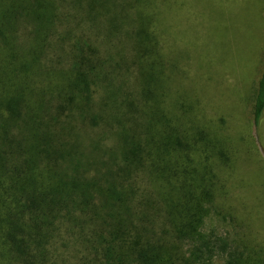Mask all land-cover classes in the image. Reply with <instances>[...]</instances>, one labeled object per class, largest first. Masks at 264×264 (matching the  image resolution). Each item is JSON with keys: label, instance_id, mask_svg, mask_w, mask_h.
Segmentation results:
<instances>
[{"label": "trees", "instance_id": "trees-1", "mask_svg": "<svg viewBox=\"0 0 264 264\" xmlns=\"http://www.w3.org/2000/svg\"><path fill=\"white\" fill-rule=\"evenodd\" d=\"M167 6L0 0L1 264H264V69L215 106Z\"/></svg>", "mask_w": 264, "mask_h": 264}, {"label": "rangeland", "instance_id": "rangeland-1", "mask_svg": "<svg viewBox=\"0 0 264 264\" xmlns=\"http://www.w3.org/2000/svg\"><path fill=\"white\" fill-rule=\"evenodd\" d=\"M161 29L170 56L174 50L190 54L179 60L186 71L182 79L211 88L215 106L238 101L252 111L264 69V0H168ZM243 192L244 201L249 191ZM248 203L257 204L251 198ZM3 240L0 235V264Z\"/></svg>", "mask_w": 264, "mask_h": 264}]
</instances>
